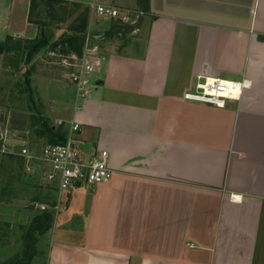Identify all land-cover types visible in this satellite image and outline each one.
Instances as JSON below:
<instances>
[{"label": "crops", "instance_id": "obj_1", "mask_svg": "<svg viewBox=\"0 0 264 264\" xmlns=\"http://www.w3.org/2000/svg\"><path fill=\"white\" fill-rule=\"evenodd\" d=\"M76 1L88 6V29L90 3L115 6ZM147 7L136 50L104 54L72 110L74 146L87 158L106 150L112 177L75 186V216L49 188L70 231L53 237L45 264H264V0ZM204 78L243 82L241 95L223 107L185 98Z\"/></svg>", "mask_w": 264, "mask_h": 264}, {"label": "rangeland", "instance_id": "obj_2", "mask_svg": "<svg viewBox=\"0 0 264 264\" xmlns=\"http://www.w3.org/2000/svg\"><path fill=\"white\" fill-rule=\"evenodd\" d=\"M29 1L0 0V42L4 41L7 36H12L14 39L30 40L39 34L38 26L35 24L37 17L35 14L40 13V18L48 21L46 17L49 18V15H46V12L49 10L45 7L43 11L36 10L32 16L33 21L29 22ZM63 1L62 5L66 9L65 21L60 23L56 21L50 24L54 39L59 38L60 35H67L69 33L67 29L78 13L85 7L88 8L84 3L76 0ZM119 1L114 0L113 4L123 9H130L129 5L135 2V0H121L120 3ZM76 4H79L80 7H75ZM56 13L59 11L56 10ZM112 22L113 18L109 16L94 18L90 21V27L89 30L87 27L86 33L89 31L91 36L103 33L111 27ZM138 35L137 29L130 33V37L126 33L108 37L105 35L101 40L93 39V44L102 46L105 54L117 49L121 52L131 53L136 50L132 47L136 44L134 36ZM126 40L128 44L121 47L120 45ZM51 51L57 54L56 50L51 47L43 48L32 55L31 60L26 63L23 59L15 60L13 53L7 57L0 55V133L8 132L6 142L11 144L10 151L12 155L14 154L13 160H10L0 153V185L1 187L4 184L9 185L5 191L0 189V264L11 262L14 259L17 262L20 261L18 264H24L23 259L27 257L24 249L27 243L25 238L28 226L35 216L43 212L54 213L53 224H56L57 221V228L54 231L51 229L49 234L43 237L36 234L35 256L30 264H45L47 250L50 243L54 242L53 237L62 238L63 234L67 236L70 230H66L65 225L60 227L64 212L54 208L52 210L53 206L43 199V194L54 199H59L61 196L60 206H64V209H68L70 212L73 211V216L80 212L74 203L76 201L83 203L82 194L77 197L78 186L72 191V204L69 207V191H64L58 196L54 191L55 188L54 190L46 189L41 172L35 170L33 166L30 167V164L37 166L42 163L38 156L43 144L47 143L46 140L43 141L44 143L40 142L43 137L36 136L34 129L41 128V122H44L66 131L65 126L69 125L74 105L80 104L82 100L76 98L75 87L67 79V71L62 66L61 58L50 54ZM26 70L28 71L27 75L25 74ZM93 75L92 73L87 77L90 84H92ZM191 92L194 94L196 90ZM58 121L63 123L57 124ZM22 147L33 152L35 158L34 162L29 164H26V159L25 162L23 160V168H20L18 157L21 159L22 157L18 153L22 152ZM26 165L33 172H26ZM80 186L82 189L92 185L81 184ZM41 205L44 206V209L40 208ZM68 210L66 211L68 212ZM80 221V219L73 220L72 228L74 227L77 232L80 231ZM70 237L73 240L79 238L78 233H74ZM38 251L39 254L36 255Z\"/></svg>", "mask_w": 264, "mask_h": 264}, {"label": "built area", "instance_id": "obj_3", "mask_svg": "<svg viewBox=\"0 0 264 264\" xmlns=\"http://www.w3.org/2000/svg\"><path fill=\"white\" fill-rule=\"evenodd\" d=\"M90 14L97 19L109 16L119 20L122 23L135 24L145 12L142 9H123L112 5H103L90 3ZM89 30V29H88ZM94 36L85 34L81 55L70 53L67 55L56 54L51 51L50 54L61 58V63L66 68L67 79L72 83L76 90V98H84L90 92L91 84L88 81V75L100 70L105 60V53L99 44H93ZM209 78L201 79L196 83V93H186L185 98L201 101L204 103L221 106L225 105L227 99H232L236 90H238V98L242 92L243 82L224 81L214 78L213 82L208 81ZM225 94L227 97H222ZM63 123L58 121L57 124ZM79 130V124L75 121L69 123V129L65 140L61 143H46L41 149L38 156L42 162L40 164H30L35 170L40 171L45 181V185L51 189H56L59 194L64 191H70L75 186L81 184L97 185L107 182L112 177V172L107 165L108 153L106 150H98L92 157H85L73 144L74 134ZM8 132L0 133V153H9L11 146L6 142ZM9 136V135H8ZM23 148V147H22ZM17 154V153H16ZM26 164L34 162V153L23 148L18 153ZM26 172H33L26 165ZM44 209V206H40Z\"/></svg>", "mask_w": 264, "mask_h": 264}, {"label": "trees", "instance_id": "obj_4", "mask_svg": "<svg viewBox=\"0 0 264 264\" xmlns=\"http://www.w3.org/2000/svg\"><path fill=\"white\" fill-rule=\"evenodd\" d=\"M138 2L140 4V9H142L146 13L148 10L147 0H138ZM63 3V0H30L28 9L29 22L33 21L32 16L34 15V12L36 10L43 11L44 7L49 10L48 12H46V15H49V18L46 17V19H48V21L50 19V21L48 22L45 19L43 20V18H40L39 16L40 13H36L35 15L37 17L35 20V24L38 26L39 34L30 40L14 39L12 36H7L4 41L0 42V55H4L5 57H7L11 53H13L15 60L18 61V59H23L25 63L30 61L32 55L36 54L40 49L47 47H51V49L56 50L57 54L61 55H67L70 53L81 55L84 37L88 25L89 10L85 7L80 13H78L76 18L68 27L67 32L69 33L67 35H60L59 38L54 39L52 32L53 29L50 27V24L56 21H58L59 23L61 21H65L66 9L62 5ZM75 7L78 8L80 7V5L76 4ZM56 10H58L59 13L55 14ZM139 21L140 19H138L135 24L131 25L113 19L111 27L105 34L102 35L101 38H103L105 35L111 36L114 34L117 35L119 33H130L137 27ZM27 73L28 71L26 70L25 74L27 75ZM41 123V128L34 129V131L36 132V136L45 138L46 142L51 144L61 143L65 140V131L61 130L55 125L47 123L45 124L44 122ZM1 145L2 143L0 141V147ZM1 155L6 156L10 160H13L14 157V154L12 155L9 153H1ZM18 163L20 164V168H23V159L18 157ZM7 186L9 187V185L6 184H4V186L2 187L0 185V189L2 188L1 190L5 191ZM45 188L49 189V187L47 186ZM43 197L44 200L48 201V195L43 194ZM53 217L54 216L52 212H43L32 219L31 223L28 226L27 235L25 238L27 243L24 252L27 257L23 259L25 261L24 264H30L32 258L34 257V244L37 239L36 234L43 235L45 232H47L52 225ZM29 239L31 240L30 242ZM19 262L14 259L11 262L4 264H18Z\"/></svg>", "mask_w": 264, "mask_h": 264}, {"label": "bare ground", "instance_id": "obj_5", "mask_svg": "<svg viewBox=\"0 0 264 264\" xmlns=\"http://www.w3.org/2000/svg\"><path fill=\"white\" fill-rule=\"evenodd\" d=\"M208 81L209 82H213L214 80H212L211 78H209ZM237 95H238V90L235 91L234 96L232 97V99H237L238 98ZM220 96L227 97V96H225V94H220Z\"/></svg>", "mask_w": 264, "mask_h": 264}, {"label": "water", "instance_id": "obj_6", "mask_svg": "<svg viewBox=\"0 0 264 264\" xmlns=\"http://www.w3.org/2000/svg\"><path fill=\"white\" fill-rule=\"evenodd\" d=\"M55 205V204H54ZM54 205H52V206H54Z\"/></svg>", "mask_w": 264, "mask_h": 264}]
</instances>
